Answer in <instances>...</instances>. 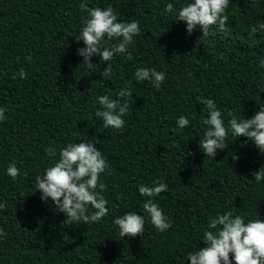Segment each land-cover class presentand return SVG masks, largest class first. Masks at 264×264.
<instances>
[{"label": "trees", "instance_id": "trees-1", "mask_svg": "<svg viewBox=\"0 0 264 264\" xmlns=\"http://www.w3.org/2000/svg\"><path fill=\"white\" fill-rule=\"evenodd\" d=\"M119 1L0 0V107L6 110L0 122V203L6 204L0 264H188L217 214L264 219V180L254 179L264 153L231 134L214 158L199 147L207 130L200 98L214 101L226 127L264 105V31L249 35L264 23V0H230L227 31L213 26L208 37L198 26L189 34L185 22L164 11L168 3L179 9L190 0H122L118 7ZM81 2L111 6L118 22H139L141 32L128 48L132 59L115 56L110 76H101L107 62L98 55L88 66L77 54L84 45L75 36L87 18ZM21 68L27 78L14 79ZM137 68L163 71L161 88L137 81ZM121 88L132 92L124 127L105 129L95 116L102 108L97 98L117 99ZM180 116L189 119L187 128L177 126ZM87 141L109 165L99 177L108 215L67 226L51 199L41 200L36 177L55 162L46 148L58 153ZM10 163L20 170L15 181L6 174ZM157 180L168 186L154 198L171 221L164 232L150 223L142 207L149 198L138 191ZM125 212L145 215L142 235L120 237L113 221Z\"/></svg>", "mask_w": 264, "mask_h": 264}, {"label": "clouds", "instance_id": "clouds-1", "mask_svg": "<svg viewBox=\"0 0 264 264\" xmlns=\"http://www.w3.org/2000/svg\"><path fill=\"white\" fill-rule=\"evenodd\" d=\"M229 2L230 0H190L179 9L168 3L164 11L173 14L175 21L185 22L189 34L198 26L201 37H208L214 34L211 32L213 26H217L219 31H227L229 18L224 13ZM79 7L86 13L87 18L83 21L79 34L75 36V39L82 41L84 45L77 49V54L88 66L93 65L91 57L98 55L102 62H107L101 76H110L111 66L108 62L117 55L128 53L134 36L141 32L139 22H118L117 14L111 6L89 7L87 3L81 2ZM258 30L264 31V23L253 25L249 35ZM114 39L118 42L110 43ZM103 44L107 46H102ZM127 58L132 59L130 53ZM260 64L264 67V61ZM16 75L20 79L27 78V73L22 68L13 75L14 79ZM135 78L137 81H150L153 87L159 90L165 73L150 68H137ZM116 97L117 99H114L109 95H101L97 98L102 108L96 111L95 116L102 120L105 129L122 130L124 117L129 114V98H132V92L121 88ZM118 98L124 99L122 101ZM200 99L207 111V117L203 119L207 130L199 142V147L205 155L214 158L217 150L225 149L228 145L225 140L229 134L234 139L243 136L251 140L256 148L264 153V105H260L259 110L249 118L229 119L226 127L222 112L217 109L214 101ZM5 111L0 107V122L6 119ZM176 123L179 128L184 129L189 126L190 121L180 116ZM45 151L55 162L47 167L42 175L36 177V189L40 192L41 200L51 199L55 209L65 215L62 223L67 226L79 222L95 223L107 216L108 201L101 195L106 185L100 182L99 177L109 165L93 142L69 143L60 148L58 153L53 147H48ZM57 155L58 159H55ZM232 158L237 160L239 157L233 155ZM6 174L15 181L20 175V170L15 163H10ZM254 179L257 183L264 180V168L260 167L254 172ZM167 190V184L159 180L154 181L152 186L140 185L138 188L142 197L149 198L143 203L144 213L160 232L168 230L172 225L154 202V198ZM4 208L6 204L0 203V209ZM145 215L125 212L123 216L116 217L113 222L118 226L120 237L142 235L145 229ZM3 236V229L0 228V238ZM202 241L204 247L188 254V264H233V261L234 264H264V219H249L245 222L243 216L233 215L232 211L217 214L209 220L207 230L203 231Z\"/></svg>", "mask_w": 264, "mask_h": 264}, {"label": "rangeland", "instance_id": "rangeland-1", "mask_svg": "<svg viewBox=\"0 0 264 264\" xmlns=\"http://www.w3.org/2000/svg\"><path fill=\"white\" fill-rule=\"evenodd\" d=\"M120 1H122V0H120ZM120 1L117 3V6H118V7L120 6Z\"/></svg>", "mask_w": 264, "mask_h": 264}]
</instances>
